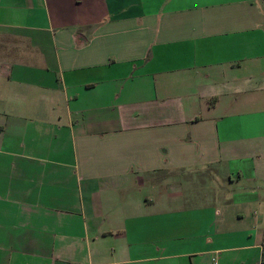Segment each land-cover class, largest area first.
Wrapping results in <instances>:
<instances>
[{
    "label": "crops",
    "instance_id": "crops-1",
    "mask_svg": "<svg viewBox=\"0 0 264 264\" xmlns=\"http://www.w3.org/2000/svg\"><path fill=\"white\" fill-rule=\"evenodd\" d=\"M264 0H0V264H259Z\"/></svg>",
    "mask_w": 264,
    "mask_h": 264
},
{
    "label": "trees",
    "instance_id": "trees-1",
    "mask_svg": "<svg viewBox=\"0 0 264 264\" xmlns=\"http://www.w3.org/2000/svg\"><path fill=\"white\" fill-rule=\"evenodd\" d=\"M261 246L263 250V256L259 264H264V234L262 235V238H261Z\"/></svg>",
    "mask_w": 264,
    "mask_h": 264
}]
</instances>
